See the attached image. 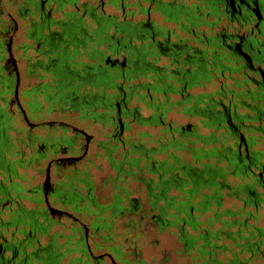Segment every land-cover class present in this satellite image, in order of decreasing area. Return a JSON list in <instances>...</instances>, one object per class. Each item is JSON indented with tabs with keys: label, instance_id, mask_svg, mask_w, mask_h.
<instances>
[{
	"label": "flooded vegetation",
	"instance_id": "flooded-vegetation-1",
	"mask_svg": "<svg viewBox=\"0 0 264 264\" xmlns=\"http://www.w3.org/2000/svg\"><path fill=\"white\" fill-rule=\"evenodd\" d=\"M80 1L92 3L95 12L101 8L113 15L121 14L120 18L125 24L122 33L125 39L123 49L114 54L106 50L101 61L96 64L118 66L123 74L132 78L139 74V81L149 79V69L156 68L154 81L158 90L155 94L174 102V106L166 114V118L172 120L173 136L179 137L178 129L185 130L188 133L189 145L193 146L204 141L194 135L195 131L213 133L205 138V146H215L219 150L216 157L220 165L221 206L227 208V213H233L235 218L238 214L250 213V218L253 212L264 213V0H125L126 5L119 4L116 0H0V7L4 6L5 2L12 8L11 11H4L3 7L0 9V16L3 13L6 15V20L0 17V79L9 83L2 85L8 92L0 94V103L9 104L10 109H5L4 105L0 107L6 113L5 116L10 118L11 129L15 127L14 117L18 116L26 125L24 131H28L32 136L34 133L29 129L41 126L40 122L49 118L28 123L22 117V112L26 115L29 108H46L50 113H62L61 118H51L57 121L53 126L50 125L52 129L59 128L61 133L56 136L48 134L47 137H64L63 126L57 124L64 119L63 100L60 97H52L53 89L44 83L52 84L51 81H56L62 71L69 70L73 73L72 70L76 66L70 61L79 60L81 57L79 40L76 42L79 39L78 23L67 13L70 10L76 12L77 7L81 12L82 8L78 4ZM85 20H89L87 15ZM18 40H21L20 43H16ZM25 40L28 43H24ZM12 46H15L14 51ZM16 73L17 98L13 93ZM24 78H32L34 81L22 87ZM35 101L37 103H34ZM183 106H187L186 111ZM141 111L145 113L147 110L142 108ZM172 112L184 114L191 120H176L170 116ZM75 113L74 110L69 112L71 116H75ZM95 124L98 125L95 134H101V138L87 131L88 128H84L86 133L69 129L70 135L74 133L78 136L76 143L68 144L71 147L83 146L81 153L75 154L86 155L88 151L83 159L92 164L89 149L93 143V155L97 156L100 150V155L111 169L113 168L107 158L108 148L115 144L116 151H119L123 144V141H120L122 138L135 139L136 136H139L138 140L145 145H155L161 127L159 124L145 122L136 126L134 122H130V129H120L117 135L120 140L114 142L110 139L111 143L108 144L104 140L108 139L105 132L109 127L101 122ZM137 128L143 131L142 135L136 134L138 130L132 132V129ZM153 128H156L154 132L151 130ZM26 142L29 144L30 141L26 139ZM46 148L52 147L46 145ZM58 156L48 153L45 157L43 173L45 166L49 167L45 193L42 181L22 184L23 174L17 170L22 175L17 178L21 186L31 189L32 185H37L33 188L36 193L28 191L29 198H22L21 201H31L32 205L23 202L28 207L36 205L38 208H44L52 219L50 223L38 216L35 224L31 221L32 225H52L55 219L62 215L70 217L71 225H79L78 231L82 229L87 249L92 253L87 234L88 225L92 224L81 215L82 206L76 201L83 198V191H80L78 186L71 187V184L78 185L77 176L73 171L72 175L65 172L60 174L57 171L64 166L54 164ZM35 159L37 158L33 160ZM73 165L75 167V163ZM97 166L96 163L95 168ZM51 174L58 177L52 179ZM109 175L101 179L102 184L110 181ZM65 181L69 183L62 184ZM91 181L93 184L92 177ZM94 188L93 184V194L98 196ZM69 189H72V194L65 192ZM112 189L120 191L113 188V184ZM123 194L125 193L120 192V196ZM33 196L39 197L40 200L35 202L31 199ZM230 197L239 200L240 205L223 204V200ZM0 198H3L0 201V216L5 217V212L8 211L6 206L11 200L2 193ZM103 207V213L107 214L109 210L107 213L105 211L109 206ZM41 218L43 220H39ZM241 225L257 224L247 220L246 224ZM241 225L240 227H243ZM91 229L98 230L93 227ZM257 233V238L264 240V229L262 233L257 230ZM108 251L114 254L112 250ZM108 251L106 255L113 258ZM259 255L261 254L256 252L251 257Z\"/></svg>",
	"mask_w": 264,
	"mask_h": 264
},
{
	"label": "trees",
	"instance_id": "trees-1",
	"mask_svg": "<svg viewBox=\"0 0 264 264\" xmlns=\"http://www.w3.org/2000/svg\"><path fill=\"white\" fill-rule=\"evenodd\" d=\"M116 1L126 5L125 0ZM78 4L84 12H79L77 7L76 12L70 10L67 13L78 23L79 39L76 42L79 40L81 57L70 61L76 66L73 73L62 71L61 75L58 73L60 77L56 81H51L52 84L44 83L53 89L52 97L63 100L65 115L57 124L63 126L64 130L85 131L84 128H89L90 124L101 122L109 127L105 132L108 139L104 140L108 144L111 143L110 139L119 141L117 135L120 129H130V122L136 126L143 122L159 124L160 134L155 145H145L131 137L120 140L123 144L119 151H116L115 144L108 148L107 158L114 170L108 179L112 181L113 188L120 191L113 194L112 202L108 204L109 212L104 214L105 208L93 194L87 168L75 173L77 168L73 164L88 153L77 155L75 152L81 153L83 146L71 147L78 135L65 132L64 137L43 138L38 133L31 136L24 131L12 136L8 132L10 118L0 107V193L11 200L6 206L8 211L5 217L0 216V264H58L65 256V264H100L101 256L107 254L106 251L112 250L118 256L125 253L124 247L129 238L134 241L135 236H143L149 229L157 233L167 230L181 244L182 250L194 249L201 257L194 264H247L256 252L262 254L264 240L257 238V230L262 233L263 229L257 225H241L246 224L250 213L237 219L221 206L220 165L216 157L219 150L215 146H205V138L213 133L195 131L194 135L204 141L193 146L189 145L187 131L178 129L179 137L173 136L172 120L167 119L166 114L174 102L155 94L158 90L154 81L156 68L149 69V79L139 81V74L132 78L123 74L118 66L97 65L106 50L114 54L123 49L125 24L119 13L113 15L101 8L95 12L94 5L86 1ZM86 15L89 20H85ZM3 84L0 79V94L8 92L3 89ZM183 107L186 111L187 106ZM142 108L148 112L142 113ZM70 110L76 112L75 116L69 114ZM56 121L48 119L40 124L48 127ZM142 133V130L136 132L138 135ZM26 139L30 141L29 144ZM46 145L52 148H46ZM5 152L11 155L7 156ZM48 153L59 154L54 164L69 166L77 176L83 198L76 201L82 206L81 215L92 224L91 227L98 229L100 240L95 246L103 248V251L94 255L90 249L88 251L83 232L79 236L75 233L80 229L79 225H70L69 232L50 230L52 225H32L37 222L38 216L50 223L52 219L44 208L36 205L28 207L21 201L22 198H29L28 191L35 194L33 188L37 185H32L31 189L21 186L17 178L22 175L16 167H26L34 158L43 159ZM131 182H134V186L129 189ZM68 183L65 181L62 184ZM134 191L137 195L131 194ZM65 192L73 193L72 189ZM120 192L126 194L124 198H121ZM31 199L35 202L40 200L36 196ZM117 217H121L120 225L111 230V224ZM17 223L30 225H14ZM42 235L46 236L45 241H40ZM115 237L117 243L112 242ZM236 247H239L238 250L244 249L246 256L238 258L234 250ZM215 250L228 253L226 262L215 257ZM137 263L144 264V261L141 259Z\"/></svg>",
	"mask_w": 264,
	"mask_h": 264
},
{
	"label": "rangeland",
	"instance_id": "rangeland-1",
	"mask_svg": "<svg viewBox=\"0 0 264 264\" xmlns=\"http://www.w3.org/2000/svg\"><path fill=\"white\" fill-rule=\"evenodd\" d=\"M4 6L2 5L0 9H2L3 7L4 11L5 9L11 11L12 8L8 4H5V2H4ZM152 16L155 17L156 15L152 14ZM0 17L6 20L5 13H3L2 16ZM20 41L21 40H18L16 41V43H20ZM24 43H28V41L25 40ZM14 47L12 46V51H14ZM1 48H3V46ZM28 52L31 54L32 53L31 49H29ZM21 66L23 67V63L21 64ZM32 81H34V79L24 78L22 80V87H26L27 85H30ZM5 83H8V82L5 81ZM34 103H37V102L35 101ZM0 105H4L5 109L7 108L10 109L9 104L5 105L4 102H1ZM61 115L62 113L60 112L56 114L52 112L50 113L46 108L45 109L39 108L38 110H35L32 107V108L27 109L26 111V117L28 121L33 122V123L38 122V120L40 121L45 118H49V119L61 118L62 117ZM170 116H172L174 119L179 120L181 122H186L188 120H191L190 117H187L186 115L181 114V113L173 114L172 112L170 113ZM13 123L15 127L12 129L10 128L8 132H10L12 136H17L18 134H21L24 131V126L26 125L24 124L22 120H20L18 116L14 117ZM29 130L32 133H38L43 138L47 137L48 134L49 135L53 134L56 136L61 133V130L59 128L52 129V127L50 126L48 127L36 126V127L30 128ZM136 130H138V128L135 130L132 129V132H135ZM151 130L154 132L156 128H153ZM87 131H89L90 133L93 132L95 134L96 131H98V125L95 123L90 124ZM65 132L70 133L69 129L65 130L64 133ZM95 135L97 138H101V134H95ZM139 138H140L139 136L135 137L136 140H138ZM94 151H95V146L92 143L89 149V154L92 159V164H90L89 161L82 159L75 163V167L78 168L77 173H79L81 169L87 168L89 176L92 177L93 184L95 187L94 192L98 195L97 196L98 201L102 203L103 205H108L109 203L112 202L113 193L118 190L112 189L111 180L108 182H104V184H102L101 179H103L108 174L113 175L114 172H113V169H111L109 165L106 163V160L104 159V157L100 155V150H98L99 154H97V156L93 155ZM5 155L10 156L11 153L7 152L5 153ZM45 160L46 158L40 159V160L35 159L32 161V163L29 166H26L23 168L16 167L17 170L23 174V179L21 180L22 184L27 185L29 183L42 181L43 174H44L43 167L45 164ZM96 163L98 165L97 168H95ZM57 171L60 174H63L64 172L69 175L73 174L70 171V167L66 165L60 167ZM56 177L58 176H56L55 174H51L52 179H56ZM129 184H130L128 186L129 189L134 186V182H131ZM77 186H78L77 188L80 191H82L81 185L78 184ZM131 194L137 195V192L134 191ZM125 195L126 194H123L121 198L122 197L124 198ZM23 202L26 205H32L31 201L23 200ZM223 204L238 206L240 205V202L239 200H234L233 198L230 197L228 199H224ZM108 210L109 209L107 208L105 213H107ZM74 214L76 213L74 212ZM77 216L80 217V215H77ZM241 217H242V214L237 215L238 219H241ZM248 220L250 222L257 224L258 226L264 229V213H261L258 211L253 212L251 214V217L248 218ZM120 221H121V217L115 218V221L112 223L111 230H114L117 227V225H120L119 224ZM71 223H72V219L70 217L66 215H62L59 219H55L54 223L51 226V230L58 229L63 232H69L70 230L69 226L71 225ZM80 231L83 232L82 229L79 231L78 230L76 231L77 236H79ZM87 234H88L90 246L92 247V253L96 254V253L103 251V248L95 247L96 241L100 240L99 231L91 229V226L88 225ZM45 240H46V236H42L40 239V241H45ZM133 240L134 241H132V239L129 238L128 240L129 245L127 244V246L124 247L125 253H123L121 257H118V255L115 252L113 254L111 251H108V253H111L113 255V258L117 264H138L137 262L141 259L144 261V264H194L195 261H200L201 259V257L197 255V252L194 249L182 250L181 244L177 242L174 235L169 233L167 230H163L161 233H157L155 232L154 229H149L147 230L146 234L140 237L135 236V239ZM223 241H227V240L223 239ZM112 242L117 243L118 242L117 238L115 237L112 240ZM238 249L239 247L234 248L236 252V256L238 258L245 257L246 256L245 250L244 249L238 250ZM227 254L228 253L226 252L221 253V251L215 250V257L222 258L224 262H226L225 257ZM263 256H264V250H263V254L259 255V257H254V258L250 257L248 259L247 264H264V259H262ZM65 261H66V256L61 259L59 264H65ZM100 264H112V262L110 261L109 257L106 254H104L100 259Z\"/></svg>",
	"mask_w": 264,
	"mask_h": 264
},
{
	"label": "water",
	"instance_id": "water-1",
	"mask_svg": "<svg viewBox=\"0 0 264 264\" xmlns=\"http://www.w3.org/2000/svg\"><path fill=\"white\" fill-rule=\"evenodd\" d=\"M7 51H8V54H9L10 53L9 52V42L7 43ZM17 86H18V75L16 73L15 82H14V85H13V93H14V96L16 98H17ZM17 102H18V100H17ZM22 117L24 118L25 121L28 122V120H27L26 115H25L24 112H22ZM83 132L86 133L85 131H83ZM84 151H85V149L83 150V152ZM48 179H49V167H48V165H46L45 168H44V178L42 180L43 193H45L46 183H47ZM109 257L111 259L112 264H117L116 261L111 257V255H109Z\"/></svg>",
	"mask_w": 264,
	"mask_h": 264
}]
</instances>
